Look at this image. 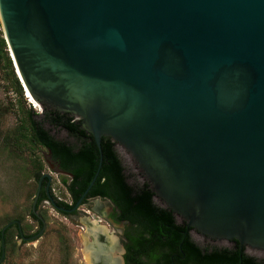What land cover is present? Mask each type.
Here are the masks:
<instances>
[{"label":"water","instance_id":"95a60500","mask_svg":"<svg viewBox=\"0 0 264 264\" xmlns=\"http://www.w3.org/2000/svg\"><path fill=\"white\" fill-rule=\"evenodd\" d=\"M0 23L23 90L100 151L78 203L55 208L83 206L107 137L179 222L264 255V0H0Z\"/></svg>","mask_w":264,"mask_h":264},{"label":"trees","instance_id":"16d2710c","mask_svg":"<svg viewBox=\"0 0 264 264\" xmlns=\"http://www.w3.org/2000/svg\"><path fill=\"white\" fill-rule=\"evenodd\" d=\"M8 54V45L3 32H0V68L8 71V79L13 82L18 104H22L25 99L24 90L14 69V62ZM20 106H17L16 113L22 122L18 131L20 136L15 142L23 145L31 143L34 147L40 146L52 152L53 160L60 164L62 170L72 175L70 183L65 181L71 195V204L61 203L66 208L74 207L99 169L101 155L94 137L82 131L80 122L73 116L48 108L42 115H37L32 109L27 113L23 110L25 117L21 119ZM12 108L14 105L8 107L10 111ZM45 125L65 130L77 139L78 145L72 146L57 140ZM102 153L103 163L99 176L84 203L94 198L109 200L118 210L120 221L131 225V230L126 235L129 241L128 264H240L241 258L242 264H256L253 258L246 256L245 251L240 249L238 242L236 250L199 246L193 240L190 233L192 229L186 223L179 224L172 211L156 204V195L147 183L136 188L128 182L116 143L111 138H103ZM33 163L35 178L39 180L44 163L40 159H35ZM11 221L14 219H7L0 225V257L1 233ZM15 233L20 236V231L13 229V226L6 230V251L14 246Z\"/></svg>","mask_w":264,"mask_h":264},{"label":"rangeland","instance_id":"374dc122","mask_svg":"<svg viewBox=\"0 0 264 264\" xmlns=\"http://www.w3.org/2000/svg\"><path fill=\"white\" fill-rule=\"evenodd\" d=\"M0 32L2 26L0 23ZM4 37V35H3ZM8 55L12 59L8 48ZM13 61V60H12ZM14 65V63H13ZM15 69V67H14ZM13 82L8 79V71L0 68V225L7 219L19 220L25 232L35 231L37 224L28 217L32 210L38 188V180L35 178V167L33 161L40 159L44 163L43 172L51 174L53 177L52 188L56 200L71 204V197L67 190L71 177L51 171L48 160V151L40 146L34 147L31 143H17L20 136L18 131L22 120L17 116V106H20V117H25L27 111H35L37 115H42V109L31 104L29 99L18 104V96L14 90ZM13 92V94H11ZM27 92V91H26ZM27 94V93H26ZM27 96V95H26ZM16 100V101H14ZM15 102V103H14ZM20 102V101H19ZM14 105L13 110L8 107ZM22 109V110H21ZM19 111V110H18ZM45 128L59 141L69 145L77 146L78 141L68 132L62 129H54L49 125ZM118 155L125 168L128 182L133 187H141L147 183L144 175L133 159L126 151L116 146ZM97 202L99 204H97ZM158 206L163 203L156 197ZM99 205V206H98ZM98 207V208H97ZM105 202L91 201L81 207L80 214L67 216L52 207L48 202L41 205V215L47 223L44 235L34 241H22L14 234V246L7 250L5 262L3 264H90L86 258V241L92 239L87 235L88 224L97 222L104 231L118 239L120 230L111 227L103 217L104 210L108 209ZM87 221H90L87 224ZM37 231V230H36ZM39 231V230H38ZM121 238V236H119ZM193 240L202 248L228 247V243H219L205 239L195 231L192 233ZM252 255H259L250 253ZM259 257H263L259 255Z\"/></svg>","mask_w":264,"mask_h":264},{"label":"flooded vegetation","instance_id":"af4514ba","mask_svg":"<svg viewBox=\"0 0 264 264\" xmlns=\"http://www.w3.org/2000/svg\"><path fill=\"white\" fill-rule=\"evenodd\" d=\"M47 164L49 165L50 169H51V167L53 168V172L55 171V172H58L60 174L67 175V176H70L71 175L70 173H68V172H66V171H64V170L61 169L60 164L59 163H56L55 160H53V157L50 155L49 152H48ZM45 174L46 173H42L41 174V177L38 180V188H37V191L39 189L40 182H41V187H40V196H39L38 202L36 204L35 210L33 209V205H32L31 213L28 216L33 221V223H36L37 224V227H36L35 231L33 230L32 232H29V233L28 232H25L24 229H23L22 222L19 221V220H14V221H19L21 223V227H22V230H23V237L21 236V234L18 237L22 241H28V239H30V238L38 235L39 233H42L41 237L44 235V233H45V231L47 229V223H46L45 219L43 218V216L41 215V205L44 202L50 203L54 209H56L57 211H59L60 213H62L64 215H67V216H70V217L71 216L79 215L80 212H81L80 211L81 208H79V209H77V210H75L73 212H68L67 213V212L60 211L59 209H57V208H55L53 206L52 201H51L52 199L55 200V202L59 205L60 208H64V209L69 210V211H71L74 208V207H72V208H66L61 203L63 201H60V200H56L55 199V197H54L55 195L53 193V188H52V182H53V180H52L51 184H49V181L46 178H44L42 180L43 175H45ZM70 197H71V195H70ZM91 201H95V202L96 201H99V202H102V203L105 202L109 206L108 209L104 210L103 217L106 219V221L108 222V224L111 227L116 228V229H118V230L121 231L118 234L119 236H121V238L118 236V239H117L118 251L116 252V257L119 260V264H128L127 245H128V242L129 241L126 238V235H127L128 232H130L131 225L129 223L124 222V221H120V219H119L120 214H119L118 210L116 209V207L109 200H103L101 198L89 199L85 203H83V206L87 205ZM33 204H34V202H33ZM97 204H99V203L97 202ZM178 223L179 224H183L182 222H179V221H178ZM15 228H17L18 231H19V226L17 224H15L13 226V229H15ZM193 232L194 231L191 230V232H190L191 233V236H192V233ZM207 239H209V238H207ZM210 241H214V240H210ZM214 242H216V241H214ZM236 247H237L236 242H231V243H228V247H221L220 249L227 248V249H235L236 250L237 249ZM207 248H210V247H207ZM211 248H214V247H211ZM240 249L242 250V248H240ZM245 254H246V256L253 258L255 260V263L256 264H264V255H263V257H259V255H252V254H249V253L248 254L245 253ZM6 255H7V251H6ZM240 262H241L240 264L243 263V259L242 258H241Z\"/></svg>","mask_w":264,"mask_h":264},{"label":"bare ground","instance_id":"6f19581e","mask_svg":"<svg viewBox=\"0 0 264 264\" xmlns=\"http://www.w3.org/2000/svg\"><path fill=\"white\" fill-rule=\"evenodd\" d=\"M26 97L31 104H34L39 108L37 102H35L30 96L28 90ZM99 206V205H98ZM98 208V207H97ZM90 221H87V224ZM87 235L91 237L92 241H86V258L90 264H119V260L116 257L118 251L116 238L104 231L97 222H90L88 224Z\"/></svg>","mask_w":264,"mask_h":264},{"label":"built area","instance_id":"2783aa9c","mask_svg":"<svg viewBox=\"0 0 264 264\" xmlns=\"http://www.w3.org/2000/svg\"><path fill=\"white\" fill-rule=\"evenodd\" d=\"M26 91H24V97H26V93H25ZM11 94H13V92L11 93ZM16 96H17V94H15ZM26 99H27V97H26ZM14 101H16V100H14ZM15 103V102H14Z\"/></svg>","mask_w":264,"mask_h":264}]
</instances>
